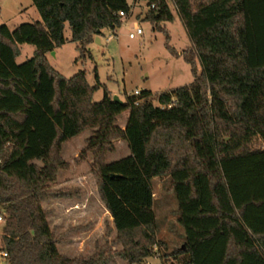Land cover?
<instances>
[{"label":"trees","instance_id":"1","mask_svg":"<svg viewBox=\"0 0 264 264\" xmlns=\"http://www.w3.org/2000/svg\"><path fill=\"white\" fill-rule=\"evenodd\" d=\"M146 1L144 20H174L167 0ZM173 2L190 39L181 56L193 80L157 94L144 89L122 103L97 74L94 84L84 70L65 77L46 53L67 41L68 24L79 57L91 56L95 36L121 26L126 0H32L40 19L0 24V249L7 264L108 262L107 241L89 255L61 253L42 205L79 195L78 187L51 184L71 169L63 143L88 129L78 159L91 156L98 197L128 264H144L156 244L151 180L164 175L184 229V247L172 252L182 255L177 264H264V147H253L264 144V0ZM24 43L33 54L17 63ZM165 46L177 55L168 35ZM99 87L103 98L93 101ZM118 139L130 154L108 162Z\"/></svg>","mask_w":264,"mask_h":264},{"label":"rangeland","instance_id":"2","mask_svg":"<svg viewBox=\"0 0 264 264\" xmlns=\"http://www.w3.org/2000/svg\"><path fill=\"white\" fill-rule=\"evenodd\" d=\"M126 1L130 6L129 15L122 18L120 27L114 30L103 28L98 35L99 42L94 39L87 45L91 56L85 54L84 57H79L80 52L76 43L70 41L71 31L66 24L64 35L67 41L57 49L56 54L52 55L49 52L47 57L50 65L65 77L84 70L89 84L96 82L97 74L98 81L110 90V94L118 96L123 102L128 96L134 95L135 89H147L157 94L190 83L193 80L190 65L181 56L182 51L190 47V39L176 12L173 0L167 2L173 12L174 20L161 22L156 26L144 20L149 9L146 0ZM38 19L40 16L32 0H0V24H6L12 29L20 23ZM135 26L141 28L142 34L129 38L128 34ZM166 35L169 36V45L175 49L176 56H173L165 46ZM33 50L32 45L21 44L16 62L21 63L31 57ZM198 70L200 71V65ZM102 98L103 87H99L93 93L92 99L100 101ZM153 103L158 104L156 100ZM126 116L127 111H123L118 116L120 126L123 125ZM90 134L91 131L88 129L63 143L61 155L72 168L70 171H59L58 180L51 184V186H59V183L81 181L91 190L89 193L92 202L91 211L88 209L86 215L83 212L80 218L78 215L77 224L81 227L70 234L66 233L67 239L58 244L59 251L68 257L85 256L91 254L96 245L107 241L113 253L110 254L106 264H128L118 254L122 247L121 243L115 241L116 233L111 226V218L99 201L95 180L89 177L91 156L88 155L83 162L78 159L85 138ZM114 147V151L106 155L108 162L130 154L127 143L121 139L114 141ZM253 147H264V144L254 143ZM151 186L156 244L151 248V255L144 259V264H177L182 255L175 258L172 252L182 249L184 229L178 222L176 196L170 187V179L167 175L152 178ZM53 200L55 199L42 203L47 209L51 227L56 222V205ZM4 222V219L0 222V248ZM85 226L89 230L87 238H85ZM80 238L82 240H79ZM0 264H7L6 257L0 256Z\"/></svg>","mask_w":264,"mask_h":264},{"label":"crops","instance_id":"3","mask_svg":"<svg viewBox=\"0 0 264 264\" xmlns=\"http://www.w3.org/2000/svg\"><path fill=\"white\" fill-rule=\"evenodd\" d=\"M128 15H129V13H128ZM20 46H21V44L19 45V48H20ZM58 48L59 47L55 48L54 54H56ZM48 54H49V52L46 53V57ZM47 59H48V57H47ZM125 111H127V116L125 117L124 123L121 127H124L126 120L128 118V115H129V111L128 110H125ZM89 173H90L89 177L91 178V180L94 181V178L90 172V168H89ZM58 185L59 186L54 185V187L75 186V187H78L79 191H80L79 195H77L75 197L55 198V200H53L54 204L56 205V213H55L56 222H55L53 228H54L55 232L61 236V242L60 243H62L64 240L67 239L66 238V237H68V236H66L67 234H70L73 231H77V229H79L81 227L80 224H77L78 220H79L78 215H80L79 216V218H80L81 215L83 214V212H85V215H86L88 213L87 212L88 209H90V211H91V208H92L91 203L92 202H91V196L89 194L91 190L88 189L87 186L85 184H83V182H81V181H78L77 183H69V182L66 183L65 182V183H59ZM99 201H100V199H99ZM100 203L103 205V203L101 201H100ZM47 218H48V213H47ZM48 221H49V219H48ZM85 231H86L85 232V236H86L85 238H87V232L89 231L87 226H85ZM79 240H82V239L80 238ZM58 249H59V247H58Z\"/></svg>","mask_w":264,"mask_h":264},{"label":"built area","instance_id":"4","mask_svg":"<svg viewBox=\"0 0 264 264\" xmlns=\"http://www.w3.org/2000/svg\"><path fill=\"white\" fill-rule=\"evenodd\" d=\"M118 15H119V16L121 17V19H122V18L125 17L127 14H125L123 11H119V12H118ZM108 29H109V28H108ZM140 34H142V30H141V28L138 27V26H135L134 29H133L132 31L129 32L128 36H129V38H135L137 35H140ZM110 36H111V35H110ZM140 91H141V90L135 89V90H134V95H139V94H140ZM136 102H137V101H136ZM3 219H4V217H3L2 213L0 212V222H1ZM6 255H7L6 252H4V251H0V256L5 257Z\"/></svg>","mask_w":264,"mask_h":264},{"label":"water","instance_id":"5","mask_svg":"<svg viewBox=\"0 0 264 264\" xmlns=\"http://www.w3.org/2000/svg\"><path fill=\"white\" fill-rule=\"evenodd\" d=\"M94 39H95L96 42H99V37H98V35H96ZM51 54L53 55V54H54V51H51ZM112 100H113V101H116V102H118V103H122V102H123V101H121V100L118 98V96H116V95H113V96H112ZM183 247H184V245L182 246V248H183Z\"/></svg>","mask_w":264,"mask_h":264}]
</instances>
